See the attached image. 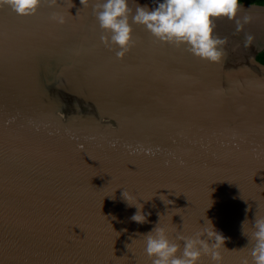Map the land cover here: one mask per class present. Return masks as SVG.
<instances>
[{
    "label": "water",
    "instance_id": "1",
    "mask_svg": "<svg viewBox=\"0 0 264 264\" xmlns=\"http://www.w3.org/2000/svg\"><path fill=\"white\" fill-rule=\"evenodd\" d=\"M93 3L0 8V264H151L142 235L208 221L222 264L250 261L264 215V5L240 2L241 31L216 20L227 43L210 63L135 24L118 59Z\"/></svg>",
    "mask_w": 264,
    "mask_h": 264
},
{
    "label": "clouds",
    "instance_id": "2",
    "mask_svg": "<svg viewBox=\"0 0 264 264\" xmlns=\"http://www.w3.org/2000/svg\"><path fill=\"white\" fill-rule=\"evenodd\" d=\"M42 3L55 7L57 0H0V8L7 7L19 16H33ZM133 3L134 12L129 0H95L91 5L103 32L101 42L110 50L115 49L118 59L135 45L132 37V25L135 24L142 26L161 44L183 47L199 59L219 63L227 39L215 34L216 20L235 21L237 31L251 21L248 14L240 16V0H153L151 8L135 3V0ZM80 4L87 7L89 0H80ZM51 19L58 24L65 23V17L58 12H53ZM253 39L252 35H247L246 46ZM122 196L129 205H135L130 203L133 199L130 194L123 191ZM136 208L131 219L139 224L147 222L146 215L140 211L142 206ZM208 223L210 227L192 235L177 232L174 237H170L164 227L156 225L142 235L144 254L151 264H200L204 257H208L211 264H222L220 249L224 247L225 237ZM246 236L249 246L245 248L251 260L245 257L241 264H264V215L255 213L252 231Z\"/></svg>",
    "mask_w": 264,
    "mask_h": 264
},
{
    "label": "trees",
    "instance_id": "3",
    "mask_svg": "<svg viewBox=\"0 0 264 264\" xmlns=\"http://www.w3.org/2000/svg\"><path fill=\"white\" fill-rule=\"evenodd\" d=\"M240 2H246V3H257L264 5V0H240ZM258 44H261L260 41L257 42ZM256 59L260 62L264 63V47L258 51L256 54Z\"/></svg>",
    "mask_w": 264,
    "mask_h": 264
}]
</instances>
